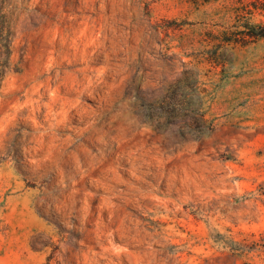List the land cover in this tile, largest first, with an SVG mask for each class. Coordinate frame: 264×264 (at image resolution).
<instances>
[{
  "label": "rangeland",
  "instance_id": "1",
  "mask_svg": "<svg viewBox=\"0 0 264 264\" xmlns=\"http://www.w3.org/2000/svg\"><path fill=\"white\" fill-rule=\"evenodd\" d=\"M246 3L0 0V264H264Z\"/></svg>",
  "mask_w": 264,
  "mask_h": 264
},
{
  "label": "trees",
  "instance_id": "2",
  "mask_svg": "<svg viewBox=\"0 0 264 264\" xmlns=\"http://www.w3.org/2000/svg\"><path fill=\"white\" fill-rule=\"evenodd\" d=\"M249 7V9H247ZM244 11H248V14H253V12H264V0H248L244 6ZM237 38H235V43L239 42H253L259 39H264V23L257 25H250L246 28V31L238 32Z\"/></svg>",
  "mask_w": 264,
  "mask_h": 264
}]
</instances>
